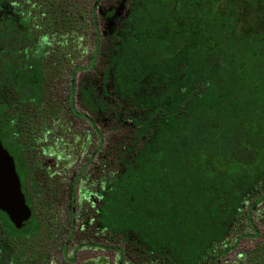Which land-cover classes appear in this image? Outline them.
<instances>
[{"label":"trees","instance_id":"1","mask_svg":"<svg viewBox=\"0 0 264 264\" xmlns=\"http://www.w3.org/2000/svg\"><path fill=\"white\" fill-rule=\"evenodd\" d=\"M239 3L264 18V0ZM117 4L101 11L112 27L96 38L88 66L74 69L93 70L76 88L70 81L68 95L72 103L76 92L94 126L127 133L110 172L84 176L96 229L124 244L114 249L120 260L131 253L146 264H222L249 200L264 191V30L243 31L231 0ZM48 6L49 31L30 33L21 58L2 43V142L66 139L49 87L76 31L83 55L87 13L79 6L76 23L71 5ZM247 262L264 264V248Z\"/></svg>","mask_w":264,"mask_h":264},{"label":"rangeland","instance_id":"2","mask_svg":"<svg viewBox=\"0 0 264 264\" xmlns=\"http://www.w3.org/2000/svg\"><path fill=\"white\" fill-rule=\"evenodd\" d=\"M99 0H23L24 8L26 7L27 13H30V20L27 22L28 30L31 33L44 34L49 30V19L47 10L48 5L58 2V4L71 5L73 7L74 15L73 19L77 23L75 18L79 6H83L87 13V23L88 27L84 31V39L82 41L84 48V53L79 57L78 53V43L77 37L80 35L76 31L73 39L70 37L68 41L70 44L67 46L66 55L64 61L57 65L54 70V74L51 77L48 100L57 106L59 105L63 108L62 113L59 114L61 123H64L65 127V137L64 141L55 142L47 137L44 140V134L38 139L39 142H55L56 145H51L52 151L55 152L52 158H57V164L62 166L61 169L55 167L53 163L52 170L59 173L64 179V183L70 182V178L75 175H80L79 177V189L81 193L84 189H87L85 177L88 174H98L104 175L108 174L113 168L112 166V155L114 149L120 144L119 141H126L127 133L124 130L115 129L110 125L96 124V130L101 135V140L95 134V126L88 119L89 116L83 109L80 108L77 102L76 92L73 97V102L69 101V87L70 81L75 82V88L78 86L79 81L85 74L92 73L89 71H74L75 68H86L89 64V57L92 52L96 38L100 41L105 33L109 31L112 27L110 21H104L101 19V11L110 8H116L120 0H100L97 9L94 12L96 29L99 33V37H95L93 34L94 28L92 26L91 20V9L92 6ZM231 2L236 6V20L238 26L242 28L243 31L248 33L261 32L264 30V18L260 15L257 9H248L239 3V0H231ZM67 7V6H66ZM69 8V7H68ZM8 18L14 19V25L11 30V45H14V49L18 51L20 47L24 46V35L21 31L24 15L14 7L8 8L6 12ZM72 19V20H73ZM75 32V30L73 31ZM81 47V46H80ZM81 54V53H80ZM69 106L73 107V112L75 115L68 113ZM86 115V116H85ZM65 121V122H64ZM58 141V140H57ZM58 143V144H57ZM53 172V171H52ZM85 176V177H84ZM84 177V178H83ZM67 183V184H68ZM83 193L81 195V210L78 223L75 224L77 235L79 238L78 249L74 252V257L79 264H146L142 262L143 259L137 258L134 254H126L122 260L118 253L114 250L116 248L126 251L123 243L114 244L113 241L109 239L108 235L101 233L96 229V225L92 218V208L90 201H85L83 199ZM259 196H253L248 202V206L256 205V209H251L249 219L243 217V224L238 228L235 233V238H231L230 246L232 249L226 254L222 259V264H247L250 252L254 249L256 243L263 239L264 228L260 224V218L264 216V198L258 199ZM258 199V200H257ZM66 199L63 203V213L60 217L59 228L60 238L66 239L69 229L67 223L68 209L66 206ZM90 203V204H89ZM248 206L243 210L248 211ZM254 224L257 234L254 236V231L251 224ZM235 239V243H234ZM75 245V244H74ZM75 245V246H76ZM110 247H112L110 249ZM115 247V248H113ZM71 248L68 251L65 250V254L70 256ZM77 263V264H78Z\"/></svg>","mask_w":264,"mask_h":264},{"label":"flooded vegetation","instance_id":"3","mask_svg":"<svg viewBox=\"0 0 264 264\" xmlns=\"http://www.w3.org/2000/svg\"><path fill=\"white\" fill-rule=\"evenodd\" d=\"M23 0H0V57L4 54V45L8 43V47L21 58L22 51L29 49L26 46V38L31 33L28 30L27 22L30 20V13L26 12ZM19 8V11L24 15L22 35H24V46L15 50L14 45H11L10 28L13 27L14 19L8 18L6 12L8 8ZM3 36V37H2ZM5 37H7L5 39ZM11 40V41H10ZM12 97L14 89L11 88ZM30 95L26 99L30 100ZM14 99V97L12 98ZM28 112H30V105ZM44 133H41L42 136ZM47 135L44 134V140H47ZM40 136L38 138H40ZM57 142V140L55 141ZM53 142V145L56 143ZM51 143L39 141H13L2 142L0 145L3 150L12 159L18 180L21 186V192L24 197V202L28 208L29 218L18 226L14 224L9 217L0 211V264H77L74 257V252L78 249L79 238L75 224L81 210V195L83 199L90 201L89 190L79 189V174L70 178V182L65 184L63 177L52 167L55 165L57 169L62 170V166L57 164V158H52L55 152L51 149ZM58 144V143H57ZM53 163H55L53 165ZM53 171V172H52ZM260 186L264 187L263 184ZM257 189L256 192L257 193ZM259 193V192H258ZM264 195V191L258 196ZM67 201L68 209V235L66 239L60 238V217L63 213V203ZM258 200V199H257ZM90 204V203H89ZM92 211L93 205L91 206ZM252 209H256L253 204ZM94 218V212H92ZM251 227L254 231V236L259 235L255 231L254 224ZM260 224L264 228V216L260 218ZM264 235L261 233V236ZM76 246H75V245ZM71 248L70 256L65 254ZM264 248V237L260 242L256 243L254 249ZM79 264V263H78Z\"/></svg>","mask_w":264,"mask_h":264},{"label":"water","instance_id":"4","mask_svg":"<svg viewBox=\"0 0 264 264\" xmlns=\"http://www.w3.org/2000/svg\"><path fill=\"white\" fill-rule=\"evenodd\" d=\"M0 211L17 226L29 218L12 159L0 145Z\"/></svg>","mask_w":264,"mask_h":264}]
</instances>
